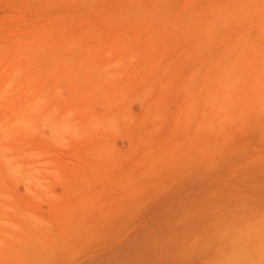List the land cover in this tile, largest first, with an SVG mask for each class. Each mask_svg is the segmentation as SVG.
Returning a JSON list of instances; mask_svg holds the SVG:
<instances>
[{
	"label": "rangeland",
	"instance_id": "374dc122",
	"mask_svg": "<svg viewBox=\"0 0 264 264\" xmlns=\"http://www.w3.org/2000/svg\"><path fill=\"white\" fill-rule=\"evenodd\" d=\"M0 264H264V0H0Z\"/></svg>",
	"mask_w": 264,
	"mask_h": 264
}]
</instances>
